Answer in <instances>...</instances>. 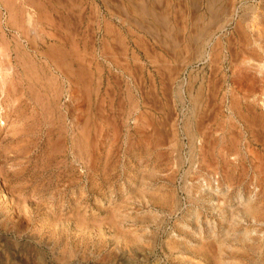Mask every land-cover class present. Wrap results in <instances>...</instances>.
Returning a JSON list of instances; mask_svg holds the SVG:
<instances>
[{
  "label": "rangeland",
  "instance_id": "rangeland-1",
  "mask_svg": "<svg viewBox=\"0 0 264 264\" xmlns=\"http://www.w3.org/2000/svg\"><path fill=\"white\" fill-rule=\"evenodd\" d=\"M0 264H264V0H0Z\"/></svg>",
  "mask_w": 264,
  "mask_h": 264
},
{
  "label": "bare ground",
  "instance_id": "bare-ground-1",
  "mask_svg": "<svg viewBox=\"0 0 264 264\" xmlns=\"http://www.w3.org/2000/svg\"><path fill=\"white\" fill-rule=\"evenodd\" d=\"M132 3H133V1H132ZM144 5V4H143ZM142 6V5H141ZM142 8H144L143 6H142ZM143 13V12H142ZM154 14V13H153ZM158 15V14H157ZM220 17V16H219ZM154 19V18H153ZM158 20V19H157ZM177 20V19H176ZM143 22V21H142ZM161 22V21H160ZM156 32V31H155ZM194 42V41H193ZM170 43V42H169ZM229 43V42H228ZM181 61V60H180Z\"/></svg>",
  "mask_w": 264,
  "mask_h": 264
}]
</instances>
